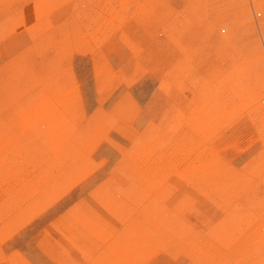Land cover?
<instances>
[{"label":"rangeland","instance_id":"obj_1","mask_svg":"<svg viewBox=\"0 0 264 264\" xmlns=\"http://www.w3.org/2000/svg\"><path fill=\"white\" fill-rule=\"evenodd\" d=\"M0 264H264V0H0Z\"/></svg>","mask_w":264,"mask_h":264},{"label":"bare ground","instance_id":"obj_2","mask_svg":"<svg viewBox=\"0 0 264 264\" xmlns=\"http://www.w3.org/2000/svg\"><path fill=\"white\" fill-rule=\"evenodd\" d=\"M172 169V168H171ZM161 171V170H160ZM148 175V174H147ZM172 182V181H171ZM172 185V184H171ZM154 250V249H153Z\"/></svg>","mask_w":264,"mask_h":264}]
</instances>
